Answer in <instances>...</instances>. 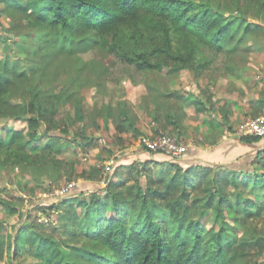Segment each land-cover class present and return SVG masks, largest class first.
Instances as JSON below:
<instances>
[{
  "label": "trees",
  "instance_id": "16d2710c",
  "mask_svg": "<svg viewBox=\"0 0 264 264\" xmlns=\"http://www.w3.org/2000/svg\"><path fill=\"white\" fill-rule=\"evenodd\" d=\"M21 2L0 0L1 9L19 17L20 31L30 39L24 46L28 51L23 52L24 59L32 62L26 68L8 55L0 57V117L24 118L26 122L25 128L10 132L8 139L0 137L3 165L25 162L32 167L73 169V163L56 157L49 145L35 147L41 135L66 139L84 149L94 146V137L86 132V108L74 84L77 81L68 76L69 85L61 84L62 75L74 72L80 79L88 68L79 57H70L75 34L95 37L99 83L106 78L118 82L123 76L136 82V76L146 79L160 71L173 75L184 68L195 74L205 70L233 73L234 55L241 43L246 47V37L264 33V0ZM90 81L88 76L78 83L87 86ZM158 95L165 98V110L161 104L154 108L153 119H161V130L157 128L156 133L171 136L173 131L177 136L186 116L181 111L184 104L194 103V117L206 110L200 92L190 102L178 90ZM251 108L262 111L264 95ZM100 111L115 117L117 132H124L125 124L134 119L122 105ZM58 124L61 129L56 130ZM168 126L172 129L166 131ZM74 127L78 130L71 135ZM260 138L240 135L247 143ZM166 157L169 160L135 159L116 166L103 187L68 194L43 207V215L53 211L64 221L63 238L55 236L57 226L46 230L45 221L35 215L31 220L28 212L26 222L8 242L9 263L17 264L27 248L42 264H264L262 256L253 262L248 258L249 251L264 249L263 224H251L264 209V194L256 192V184L264 186V174L255 172L258 162L251 169H236L222 164L184 165L177 158ZM233 183L255 186L245 189L247 195L244 189L232 193L231 199L226 188ZM197 187L205 191L202 196L192 194ZM222 204L236 208L232 215L243 233L230 229ZM192 210H197V216H189ZM206 210H212L217 227L201 221ZM246 224L251 227L247 235Z\"/></svg>",
  "mask_w": 264,
  "mask_h": 264
},
{
  "label": "rangeland",
  "instance_id": "374dc122",
  "mask_svg": "<svg viewBox=\"0 0 264 264\" xmlns=\"http://www.w3.org/2000/svg\"><path fill=\"white\" fill-rule=\"evenodd\" d=\"M28 1L22 0L20 4H25ZM20 24L21 21L16 14L0 8V57L8 55L11 60L19 62V66L28 68L32 62L24 59L23 52H28L24 46L27 42L30 43V39H25L24 34L20 31ZM32 37L33 39L35 38L33 34L30 38ZM95 43L93 34H75L70 44V49L73 53L70 57H79L81 62H87L88 68L80 73V79H78V74L76 75L74 72L71 75L61 76V84H64V86L69 85V82L66 81L68 76L74 77L77 81L74 84L83 95L84 99L82 101L86 108V132L94 137L92 141L94 146L84 149L66 139L41 135V139L35 144V147L39 149L49 145L48 147L56 157L65 158L67 161L72 162L74 165L73 169L63 167L54 169L51 166L45 168L32 167L25 162L8 165L0 163V243L3 241V245H0V264H10L8 261V242L19 226L26 222L28 212L32 214L31 220L34 215L38 216L40 221H45L44 228L46 230L57 226L59 229L55 236L59 238L65 237L61 228L64 221L60 220L59 215L53 211L43 215L41 210L43 207L55 204L65 195L75 194L81 190L91 191L90 189L95 184L104 186L110 176V168L116 163L117 159L128 154L136 156V150L142 149V138L154 136L156 134L155 130L159 126L161 127V119L159 121L153 119L155 106L161 104V107L165 110V98L158 95L159 92L178 90L185 94L189 102L192 99L194 100L195 95L199 92L202 94L203 99H205L206 110L197 118L198 120H203L205 125L209 124L207 143L213 141V131L221 130L223 132V123H221L219 118H223V114L226 112V109H224L227 108L225 98H233L235 102L243 103L255 96L264 95L263 32L253 38L249 35L245 38L246 47L242 43L238 47L234 55L236 71L233 73L205 70L200 74H195L189 68H184L173 75H166L165 71H160L148 74L146 79L136 76L134 79L136 82L123 76L118 82L113 78H106L100 79L99 83H96V75L99 70L96 64L97 49ZM87 75L91 79L88 85L79 84V81L82 83L85 78L87 80ZM14 99H17V97H14ZM116 105H122L134 117L132 123L125 124L126 130L124 132H117L114 116L108 115L105 111H100L104 107L115 108ZM181 111L186 112V116L195 114L194 103L184 104ZM252 112L253 116L264 114V108L262 111L252 110ZM186 116L181 121L184 119H188L190 123L196 121L194 120L196 117H192V119ZM25 127L24 118L0 117V137L4 139H8L9 133L15 129ZM56 128V130L61 129L59 124ZM171 129L168 126L166 131ZM76 130H78V127H74L70 134L73 135ZM170 134L174 137L173 131ZM175 137L185 145L187 144L185 138H179L178 135ZM27 150L32 151L29 147H27ZM258 164L255 172L261 176L264 174V158L262 156ZM96 168H99L98 173ZM125 176L128 177L129 181L133 180V177H129L126 174ZM68 183L73 185L70 189L63 191ZM234 184L226 188L230 192L228 196L231 199L234 198L232 193L244 189V194L247 195L248 193L245 189L250 190L255 186V184L251 183L247 187L235 186ZM214 186L212 185L213 188H215ZM256 187L258 188L256 191L258 194H264V186L256 184ZM194 193L197 196H202L205 191L197 187L192 192V194ZM34 208L37 210L33 211ZM222 208L225 216L224 220L230 229L232 228L237 234L243 233L241 223L232 215L236 208L226 204H222ZM45 209L53 210L49 207ZM62 209L63 207L60 206V210ZM79 212H82V210H79ZM196 212L197 210H192L189 216H197ZM211 214L212 210H206L200 215L201 221L205 222L207 226H212V228L217 227V222L211 217ZM263 214L264 209L262 216L257 217L251 224L256 223L258 226L263 224L264 226ZM249 225L246 224L248 227H244L245 235L251 232ZM256 256L264 258V249L256 253L255 250L254 252L249 251L248 258L252 262ZM16 263L42 264L34 256L32 249L27 248L23 249Z\"/></svg>",
  "mask_w": 264,
  "mask_h": 264
},
{
  "label": "crops",
  "instance_id": "0c3cea01",
  "mask_svg": "<svg viewBox=\"0 0 264 264\" xmlns=\"http://www.w3.org/2000/svg\"><path fill=\"white\" fill-rule=\"evenodd\" d=\"M259 97L260 96H255L243 103L235 102L233 98H225L227 108L224 109H226V112L223 114V118H219L221 123H223V132L221 130L212 132V140L214 142H206V140H208L207 133L209 124L205 125L203 120H198L196 117L194 119L196 121H192L194 124L190 123L188 119L181 121L183 127L181 126V130L177 132L176 135H178L179 138H185L187 141V151L178 158L179 162L184 165L222 164L228 168H253L263 155L264 137H261L256 142H244L240 139L241 133L239 132V128L242 124L241 122L253 116L251 114L253 113L251 107L256 104V100ZM192 115L193 114L187 115L186 117L192 118L194 117ZM136 151V156L128 154L117 159L116 163L112 162L114 164L110 168L109 178L112 176L116 166L130 163L135 159L143 160L153 158L161 161L169 160L166 156L159 154L154 155L140 148ZM94 186L90 190L103 187L96 184Z\"/></svg>",
  "mask_w": 264,
  "mask_h": 264
},
{
  "label": "built area",
  "instance_id": "2783aa9c",
  "mask_svg": "<svg viewBox=\"0 0 264 264\" xmlns=\"http://www.w3.org/2000/svg\"><path fill=\"white\" fill-rule=\"evenodd\" d=\"M239 129L241 134H254L264 137V114H257L245 119ZM141 144L148 152H161L170 159H178L187 151V146L175 136L173 137L161 133H156L152 137L142 138ZM72 185V183H68L67 186L64 187L63 191L70 189Z\"/></svg>",
  "mask_w": 264,
  "mask_h": 264
}]
</instances>
